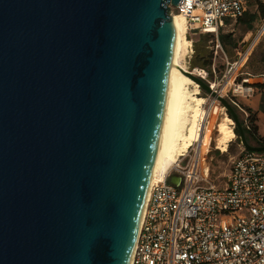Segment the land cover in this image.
<instances>
[{
  "label": "water",
  "instance_id": "95a60500",
  "mask_svg": "<svg viewBox=\"0 0 264 264\" xmlns=\"http://www.w3.org/2000/svg\"><path fill=\"white\" fill-rule=\"evenodd\" d=\"M178 2L0 0V264H131Z\"/></svg>",
  "mask_w": 264,
  "mask_h": 264
},
{
  "label": "built area",
  "instance_id": "2783aa9c",
  "mask_svg": "<svg viewBox=\"0 0 264 264\" xmlns=\"http://www.w3.org/2000/svg\"><path fill=\"white\" fill-rule=\"evenodd\" d=\"M249 2L179 0L171 12L185 16L188 31L215 36L218 52L219 30L227 19L240 17ZM263 30L264 22L259 33ZM245 57L224 72L227 83L220 91L209 84L220 95L229 85L223 94L237 106L236 93L249 96L254 91L249 78L235 82L233 76ZM210 152L208 147L205 156ZM203 158L201 142L195 140L151 184L131 264H264V151L243 149L223 185L211 178L210 163ZM171 176L179 177V183H171Z\"/></svg>",
  "mask_w": 264,
  "mask_h": 264
},
{
  "label": "rangeland",
  "instance_id": "374dc122",
  "mask_svg": "<svg viewBox=\"0 0 264 264\" xmlns=\"http://www.w3.org/2000/svg\"><path fill=\"white\" fill-rule=\"evenodd\" d=\"M256 1L258 0H251L249 5L254 8ZM259 1L264 3V0ZM177 12L178 11L174 10V13ZM260 22L261 21L258 20L251 30L246 28L245 25L238 23V21L226 27L222 33L232 34L236 47H231L230 44H222V50L218 49V52H216L214 45L215 36L199 31H187L186 36L191 40V46L185 48L181 58V61L187 66L189 71L193 72L195 68L199 69L202 71V79L208 84H214V87L220 91L223 85L227 83L225 78L222 80L224 72L230 67L232 62L246 56L242 64H238L234 69L233 76H236L235 82L240 81L242 78H249L248 84L254 86V91L249 96H245L243 93H236L235 100L239 106L232 104L239 116L240 122L244 123H248L247 118L249 112L246 109L251 108L258 100V102L261 103V97L262 95L264 96V87L260 88L255 86V84L264 83V30L259 33L261 29ZM256 33H259V36ZM227 88H229V85L225 90H227ZM225 90L222 92L221 96L228 100L229 98L223 94ZM231 92L232 91L228 92L229 97L232 96ZM199 93L206 99L203 108L208 112L206 128L202 132V137L204 144L209 141L211 152L205 157L210 163L211 178L214 179L217 184L223 185L227 179V174L233 160L239 156L241 151L246 147L242 143L240 135L236 133L231 141L228 142L225 151L216 147V124L224 115L222 113L229 115V112L219 100L215 99L204 89L200 88ZM214 99L216 101H213ZM259 103L257 105L258 110L252 109L250 112L251 117H255V121L252 124L253 126H258V134H260L259 127L260 130L262 129V131H264V121L259 124ZM232 126L233 129L236 126L234 121ZM248 142L252 145H257L254 139ZM210 157H212V159H210Z\"/></svg>",
  "mask_w": 264,
  "mask_h": 264
},
{
  "label": "bare ground",
  "instance_id": "6f19581e",
  "mask_svg": "<svg viewBox=\"0 0 264 264\" xmlns=\"http://www.w3.org/2000/svg\"><path fill=\"white\" fill-rule=\"evenodd\" d=\"M172 15L176 30L174 57L170 71L164 125L151 184L165 176L179 156L195 140L201 142L203 160H206L205 152L209 147V141L204 144L202 137L208 115L203 108L206 99L199 93V84L188 74L187 66L181 61L183 51L191 46V40L186 36L188 31L186 18L179 11L173 12ZM192 73L199 75L202 71L195 68ZM222 114L224 115L216 124V147L225 151L228 142L235 136V131L232 126L233 119L225 113Z\"/></svg>",
  "mask_w": 264,
  "mask_h": 264
},
{
  "label": "trees",
  "instance_id": "16d2710c",
  "mask_svg": "<svg viewBox=\"0 0 264 264\" xmlns=\"http://www.w3.org/2000/svg\"><path fill=\"white\" fill-rule=\"evenodd\" d=\"M264 17V3L262 1H257V11L255 12H246L244 17L239 18L240 20H245L247 22V25L251 27L252 22H254L257 18ZM221 43H231V34H220L219 36ZM256 87L263 88L264 83L262 84H255ZM264 96L261 97V103L259 105V110L264 113ZM249 115H248V123L241 122L246 139L250 141L251 139H254L258 146L264 145V135L257 133V125L253 126V122L255 121V117H251L250 112L252 111V108H247ZM231 116V114L229 113ZM234 131L236 134L240 135L239 129L237 126L234 127Z\"/></svg>",
  "mask_w": 264,
  "mask_h": 264
},
{
  "label": "crops",
  "instance_id": "0c3cea01",
  "mask_svg": "<svg viewBox=\"0 0 264 264\" xmlns=\"http://www.w3.org/2000/svg\"><path fill=\"white\" fill-rule=\"evenodd\" d=\"M250 1H251V0H250ZM249 4H250V2H249ZM249 4H248L246 10L244 11V13H243L240 17H238V18L235 19V20H233V19H227V20H226V26L223 27V28H221V29L219 30L218 39H219V42H220V43H221L220 38H219L220 34H224V33H222V32L226 29V27L231 26L233 23H235V22H237V21H238V23L245 25L246 28H248L249 30H251V29L254 27V24H255L258 20L261 21V22H260V27L262 26V23H263L264 17H261V18L259 17V18H257L254 22H252L251 27H249V26L247 25V22H245L244 19H243V20H240V19H239V18H241V17H244L245 13L248 12V11H249V12H255V11H257V1H256L255 5H254V8H252V6H250ZM258 31H259V29H258ZM207 34L212 35L211 33H207ZM227 34H230V33H227ZM256 34H257V33H256ZM221 44H224V43H221ZM226 44H230L231 47H236V43H235V40H234L232 34H231V43H226ZM226 44H224V45H226ZM258 101H259V100H258ZM258 101L256 102V104H254L253 106H251L252 109H256V110H258V108H257V105H258V103H259ZM259 104H260V103H259ZM258 117H260L259 124H261V122L264 121V113H263L262 111H260V110H259V113H258ZM259 132H260V134L264 135V131H262V129L260 130V127H259Z\"/></svg>",
  "mask_w": 264,
  "mask_h": 264
}]
</instances>
